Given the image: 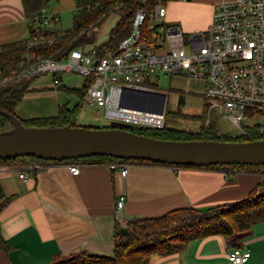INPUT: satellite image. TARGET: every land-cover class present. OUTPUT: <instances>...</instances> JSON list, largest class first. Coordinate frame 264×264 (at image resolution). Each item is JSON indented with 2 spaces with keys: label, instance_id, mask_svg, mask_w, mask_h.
<instances>
[{
  "label": "crops",
  "instance_id": "obj_1",
  "mask_svg": "<svg viewBox=\"0 0 264 264\" xmlns=\"http://www.w3.org/2000/svg\"><path fill=\"white\" fill-rule=\"evenodd\" d=\"M216 1L174 0L171 4L185 24L193 11L203 14L202 29L209 26ZM27 35L21 0H0V48ZM94 45L99 44L86 48ZM82 84V77L76 74L63 75L57 86L49 75L35 77L15 114L20 119L52 117L61 105L71 109L78 96L60 86L80 89ZM80 163L76 175L66 162L29 172L25 179L16 174L1 175L5 203L0 210V235L5 247L0 249V264H49L78 252L112 255L114 223L118 221L115 205L120 196H124L122 216L127 221L159 216L174 208L236 201L246 197L263 177L261 172L247 169L228 174L225 167L149 162H129L123 176L120 168L110 165L113 161ZM241 243L250 251L245 264H264V221L254 225ZM230 249L220 236L197 239L174 256H153L151 264H231L227 260Z\"/></svg>",
  "mask_w": 264,
  "mask_h": 264
},
{
  "label": "built area",
  "instance_id": "obj_2",
  "mask_svg": "<svg viewBox=\"0 0 264 264\" xmlns=\"http://www.w3.org/2000/svg\"><path fill=\"white\" fill-rule=\"evenodd\" d=\"M168 0H133V14L129 33L117 47L102 54L94 46L70 48L64 57H40L27 53L18 69L11 75L0 71V87L15 80L49 75L57 86L65 74H76L86 84L85 100L100 107L112 124H133L162 128L165 124V105L158 112L160 99L157 82L152 76L181 74L203 81L202 95L209 114L215 110L228 118L244 133L245 127H259L261 123L245 126L242 121L256 114L264 115V0H218L214 3L211 22L202 30L184 33L179 24L166 22ZM187 1V0H183ZM122 0H113L109 11L119 12ZM80 8H75L76 13ZM57 12L43 8L34 17L35 25L58 23ZM96 26L90 24L84 32L92 34ZM53 37L40 36L29 40L28 46L51 44ZM150 94V95H147ZM166 103V100H165ZM209 122H207L208 124ZM59 161H17L0 159L2 174H16L25 179L29 172L45 170ZM128 162L113 161L125 176ZM68 170L80 172V161L67 162ZM233 174L234 169H227ZM3 196L0 186V203ZM124 196L115 205V215L123 226ZM0 243V249H1ZM250 251L232 248L227 253L231 264H245Z\"/></svg>",
  "mask_w": 264,
  "mask_h": 264
},
{
  "label": "trees",
  "instance_id": "obj_3",
  "mask_svg": "<svg viewBox=\"0 0 264 264\" xmlns=\"http://www.w3.org/2000/svg\"><path fill=\"white\" fill-rule=\"evenodd\" d=\"M50 0H21L25 16L28 21V35L25 38L7 42L0 48V71L4 75H11L18 69V65L24 60V56L34 54L40 57L58 58L66 56L70 48H84L94 44L95 33L86 34L84 30L94 24L96 27L104 20L113 5V0H73L75 8H80L73 17L72 28L58 31L52 28V23L43 26L35 25L34 17L39 15L43 8H47ZM123 7L119 11L120 18L111 29L107 40L99 45H94L102 54H107L115 49L119 42L129 33V20L133 14V0H122ZM135 2V0H134ZM45 36L53 37L51 44L28 46L29 40ZM33 79V78H31ZM31 79L15 80L6 86L0 87V109L15 114L16 107L22 101L24 93L28 90ZM86 84L80 89L60 86L67 93L76 94L80 103L71 109L61 105L58 113L52 117H34L20 119L25 126L57 127L63 125L78 126L76 114L84 100ZM189 118L180 110L168 112L165 110V124L162 128L144 127L130 124L127 130L149 137L167 140H219V141H252L264 139V132L259 127H245L244 133L239 135L218 134L211 123L204 125L205 114L197 116L200 125L195 130L169 127L167 118L170 116ZM9 120L0 114V130L9 127ZM91 128H109L110 126H85ZM41 160L35 156H21L10 159L17 161ZM91 162L104 163L109 161L123 162H149L163 164L140 159H120L114 156L95 155L77 159L63 160L60 162ZM181 166V165H175ZM185 167H201L184 165ZM213 167H225L230 169H247L263 174L262 180L247 196L231 202H225L210 206L208 210L201 211L197 207L174 208L155 217H134L127 220L126 226L114 223L113 253L112 255H98L88 252H78L65 256L61 260L49 264H151L153 256L170 257L186 250L189 243L197 239L209 237H223L232 248L243 247V236L256 224L264 221V164H228L213 165ZM5 200L0 203V210ZM1 248L5 247L0 235Z\"/></svg>",
  "mask_w": 264,
  "mask_h": 264
},
{
  "label": "water",
  "instance_id": "obj_4",
  "mask_svg": "<svg viewBox=\"0 0 264 264\" xmlns=\"http://www.w3.org/2000/svg\"><path fill=\"white\" fill-rule=\"evenodd\" d=\"M152 95L160 99L158 112H162L166 95L158 92ZM0 114L10 123L7 129L0 130V159L35 156L60 162L105 155L181 166L264 164V139L167 140L133 133L126 129L128 124H111L109 128L25 126L14 114L2 109ZM208 209L200 208L201 211Z\"/></svg>",
  "mask_w": 264,
  "mask_h": 264
},
{
  "label": "rangeland",
  "instance_id": "obj_5",
  "mask_svg": "<svg viewBox=\"0 0 264 264\" xmlns=\"http://www.w3.org/2000/svg\"><path fill=\"white\" fill-rule=\"evenodd\" d=\"M174 0H168L166 2L167 15L165 17L166 22H175L180 25L181 30L184 33H192L196 31H202L205 28L200 27V21L203 18V14L193 11L189 17L188 24L177 16L178 9L171 3ZM49 12H58L60 20L57 24L53 25V29L58 31L72 28L74 17V3L73 0H50L47 5ZM176 13V17L171 13ZM120 18V14L117 11H109L104 20L96 27L95 44L103 43L107 40L111 29L115 26ZM199 20V21H198ZM152 80L157 82L156 92L166 95L165 110L168 112H175L180 110L183 115L189 118H181L170 116L167 118V125L169 127L195 130L199 127L200 123L197 120V116L205 114L204 125L207 122L211 123L218 134L224 135H239L241 130L228 119L221 117L215 110H212L209 114L207 104L202 95L203 81L199 78L181 75V74H168L152 76ZM79 103L80 99L78 97ZM82 104L76 114L77 125H93V126H111L112 120L107 119L104 116L103 110L96 106L90 105L86 100L81 101ZM264 119V115L256 114L253 118H247L242 121L245 126L251 124L261 123ZM230 169V168H228Z\"/></svg>",
  "mask_w": 264,
  "mask_h": 264
}]
</instances>
